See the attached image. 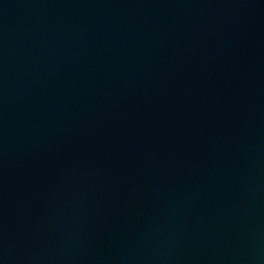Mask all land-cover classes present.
<instances>
[{"label": "water", "instance_id": "1", "mask_svg": "<svg viewBox=\"0 0 264 264\" xmlns=\"http://www.w3.org/2000/svg\"><path fill=\"white\" fill-rule=\"evenodd\" d=\"M0 264H264V0H0Z\"/></svg>", "mask_w": 264, "mask_h": 264}]
</instances>
